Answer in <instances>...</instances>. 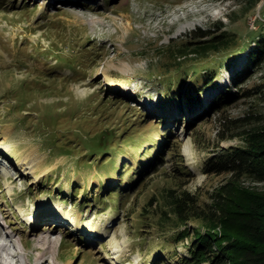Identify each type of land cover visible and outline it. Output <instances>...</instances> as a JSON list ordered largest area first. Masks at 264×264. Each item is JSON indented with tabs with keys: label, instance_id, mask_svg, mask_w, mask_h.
Instances as JSON below:
<instances>
[{
	"label": "rangeland",
	"instance_id": "374dc122",
	"mask_svg": "<svg viewBox=\"0 0 264 264\" xmlns=\"http://www.w3.org/2000/svg\"><path fill=\"white\" fill-rule=\"evenodd\" d=\"M246 6L247 0H0L2 160L15 164L29 150L41 157L37 171L13 180L11 194L0 174V206L9 232L22 238L32 262L35 240L18 207L37 214L36 232L57 240L56 264H177L187 254L191 238L169 243L172 231L159 229L162 210L169 211L166 191L185 189L208 202L229 175L205 174L206 160L241 142L221 139L230 135L231 124L224 122L248 116L252 126L264 122V92L217 111L211 105L218 92L237 91L233 82L264 31V0ZM219 22L225 25L221 33L236 35L227 50L206 58L173 57L172 51L176 55L195 41L197 28L214 29ZM212 68L216 78L197 102L188 104L183 96L162 100L170 81L177 87L182 80V92L201 87L202 75ZM263 83L264 64L242 90ZM97 138L103 154L91 149ZM167 142L175 151H166L157 170L135 186L141 169ZM182 166L190 177L176 168ZM152 197L158 203L150 206ZM60 204V219L45 215V208ZM73 219L92 229L76 233ZM46 224L54 226L51 232L43 230ZM198 224L191 221V231ZM7 230L0 220L10 242ZM107 236L123 248L119 259H112ZM48 259L53 263L54 255Z\"/></svg>",
	"mask_w": 264,
	"mask_h": 264
},
{
	"label": "trees",
	"instance_id": "16d2710c",
	"mask_svg": "<svg viewBox=\"0 0 264 264\" xmlns=\"http://www.w3.org/2000/svg\"><path fill=\"white\" fill-rule=\"evenodd\" d=\"M260 1L247 0L248 6L245 9L256 7ZM224 27L225 25L219 22L214 29L197 28L193 32L195 41L184 44L176 55L172 51L173 57L177 55L188 57L194 54L196 57L206 58L211 52L227 50L236 41V35L221 33ZM253 44L248 51L247 64L241 71L243 75L233 82L237 91L224 89L218 92L211 101L214 110L227 108L243 97L264 92V83L253 89L242 90L244 81L252 77L264 64V31L254 39ZM212 69L214 71L207 69L202 75L203 87L194 86L182 92L181 79H178L181 83L179 82L177 87L170 81L167 95L162 100L166 101L167 96H170L169 98L173 96L171 101L176 102L183 96L182 100L185 99L188 104L197 102L202 89L216 78L217 69ZM252 119L254 118L248 116L224 122V125L231 124L228 126L230 135H220L221 139L239 138L241 142L219 149L206 160L203 167L205 174L229 175L219 187L209 193L208 202H200L197 194L185 189L166 191L165 200L169 211L162 210L159 220L163 223H160V231H172V236L167 239L169 243L191 238L185 245L187 254L179 255L177 264H264V122L252 126L254 123ZM50 140L54 142L52 137ZM110 142L112 139L109 138ZM101 143L102 138L93 140L91 149L94 153L105 152ZM107 143H104L105 147ZM173 148L169 142L161 144L149 165L141 169V176L137 178L135 186L143 184L147 174L151 170H157L165 152L175 151ZM176 156L182 158L180 150L176 152ZM176 165H179L178 162ZM176 168L181 174L191 176L187 167ZM154 203H158V200L152 197L149 205L152 206ZM191 221L199 223L192 231L189 228ZM182 226L184 229H179Z\"/></svg>",
	"mask_w": 264,
	"mask_h": 264
},
{
	"label": "bare ground",
	"instance_id": "6f19581e",
	"mask_svg": "<svg viewBox=\"0 0 264 264\" xmlns=\"http://www.w3.org/2000/svg\"><path fill=\"white\" fill-rule=\"evenodd\" d=\"M155 109L158 110L159 108L156 107ZM185 153L187 155H191V150H190L189 146H187L185 148ZM3 158H4V156L2 155V152H0V174H2L7 179L5 188H6V191L8 194L13 193V191H14V188L12 186L13 179H12V182L9 181V176H10L11 172L12 171L15 172L16 175L18 176L17 177L18 179H20V177H26L28 174H32L39 169V162L41 161V157L38 156L33 150H29L28 152H23L20 159L15 164L11 163L6 158L3 161L2 160ZM40 175H41V172L39 174H37L35 178H38ZM39 204L42 205V204H44V202H40ZM50 206H52V205H50ZM17 209L19 211V214L24 218V220L30 226L29 233H32V235H33V238L35 240V250L38 252L36 254L37 256L33 259V262L31 261L29 256H27V258L25 260L26 264H56L58 261V258H57V256H55L54 252L56 249L57 240L55 238H53V235L44 236V235H42V233L40 234V233L36 232L37 231L36 229L38 228V224H39L38 218L36 217L37 214L36 215H34V214L33 215L32 214L26 215V213L22 207H18ZM49 209H50V207L49 208L47 207L44 209L45 215H48V214H46V212H51V216L53 219H56L57 217L60 219L59 216L62 214L61 211L63 209V205H61V204L56 205L55 210L51 209V211H48ZM0 211H2L1 207H0ZM37 213H39V215L42 214L41 211H39ZM70 222L73 224V228H74V231L76 233L92 229V228H87V227H85V229H84L82 227L81 223H78L77 219H73ZM47 226L48 225L46 224L45 228L43 229L44 231L49 230L51 232V230L54 228V226H51L52 228H47ZM7 232H8V230H7ZM48 234H51V233H48ZM90 234H91V231L87 232V235H90ZM100 236H101V234H100ZM10 237H11V235L6 234V232L4 235L2 233V231H0V238H4L6 240H9ZM101 237H106V234L102 233ZM107 238L110 239L111 244H113L112 247H114V249H113L114 250L113 251L114 256L112 259H117L118 257H121L122 252H123V248H121V247H119V245H117V243L114 241L113 236H107ZM8 250L11 251L9 245H7V244L3 245L0 243V264H3L2 260H1V256H2L3 251H8ZM10 251L8 253L10 256H12V253ZM49 254H51V256H52V254L54 255L53 263L50 262L48 259ZM16 264H23V263H20L19 261H17ZM64 264H71V262L64 263Z\"/></svg>",
	"mask_w": 264,
	"mask_h": 264
},
{
	"label": "built area",
	"instance_id": "2783aa9c",
	"mask_svg": "<svg viewBox=\"0 0 264 264\" xmlns=\"http://www.w3.org/2000/svg\"><path fill=\"white\" fill-rule=\"evenodd\" d=\"M256 185H261V184H256Z\"/></svg>",
	"mask_w": 264,
	"mask_h": 264
}]
</instances>
